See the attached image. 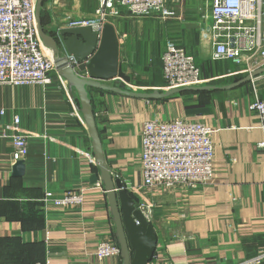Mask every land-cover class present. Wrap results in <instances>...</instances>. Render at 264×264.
I'll use <instances>...</instances> for the list:
<instances>
[{
  "label": "crops",
  "instance_id": "0c3cea01",
  "mask_svg": "<svg viewBox=\"0 0 264 264\" xmlns=\"http://www.w3.org/2000/svg\"><path fill=\"white\" fill-rule=\"evenodd\" d=\"M210 4L171 2L176 15L167 18L133 17L123 9L110 21L130 77L125 85L165 90L161 56L169 39L193 58L207 80L200 85H227L249 74L246 62L214 56ZM97 6V0H44L45 31L65 28L68 18L94 17ZM262 23L264 43V18ZM50 77L45 85L0 84V264H120V257L98 260L94 255L101 240L116 241L114 223L102 182L90 181L98 168L76 95L70 97L56 72ZM88 95L109 171L137 205H153L155 254L162 259L147 264H237L264 249V148L258 146L264 131L249 108L256 98L264 99V71L230 89L157 100L94 87ZM150 120L212 127L213 179L194 189H143L142 128ZM15 133L27 137L20 170L11 159ZM79 188V207L42 209L45 190L61 197Z\"/></svg>",
  "mask_w": 264,
  "mask_h": 264
},
{
  "label": "built area",
  "instance_id": "2783aa9c",
  "mask_svg": "<svg viewBox=\"0 0 264 264\" xmlns=\"http://www.w3.org/2000/svg\"><path fill=\"white\" fill-rule=\"evenodd\" d=\"M175 1L178 0H97L94 17L68 18L63 27H90L99 32L105 22L120 17L123 9L138 18L152 15L174 17L176 13L170 5ZM210 3L208 31L215 47L214 56L235 63L246 62L250 66L249 72L264 64L261 34L264 0H210ZM35 8L36 0H0V84L45 85L51 81V72H56L52 52L44 46L38 34ZM243 45L242 50L240 46ZM255 57L261 58V62L255 61ZM68 60L75 63L72 56L68 55ZM161 62L165 89L200 85L207 81L201 79L193 58L172 39L167 40ZM57 77L65 87V81L58 74ZM249 108L256 112L259 127L264 131V99L256 98ZM13 124L18 129L17 116L13 117ZM213 132L212 127L200 121H146L142 128L141 187L171 189L181 185L194 189L210 182L214 177ZM258 146L264 148V138ZM27 152V137L22 133L13 134L12 161L25 159ZM82 200L80 188L68 190L61 197L45 190L41 207L43 210L79 207ZM137 207L151 222L153 205L142 202ZM119 254V245L110 238L101 240L94 251L98 260L119 258ZM152 258L160 260L162 256L154 252ZM263 263L264 249H261L237 264Z\"/></svg>",
  "mask_w": 264,
  "mask_h": 264
},
{
  "label": "water",
  "instance_id": "95a60500",
  "mask_svg": "<svg viewBox=\"0 0 264 264\" xmlns=\"http://www.w3.org/2000/svg\"><path fill=\"white\" fill-rule=\"evenodd\" d=\"M41 5L42 0H36L35 17L38 34L44 46L51 50L55 70L65 81L70 97L76 95L78 100L77 110L86 126L98 168V173L93 174L90 181L99 179L106 192L114 223V236L120 249V264H147L156 249V231L138 209L135 200L124 188L123 182L114 177L108 169L90 105L88 88L94 87L131 97L157 100L184 91L230 89L264 71V66L234 83L222 86L203 84L165 90H132L129 85H125L130 81V77L123 71L119 59L118 37L111 23L105 22L99 32L93 31L90 27L45 31L41 26ZM68 55L74 58L75 63L69 62ZM22 161H16L14 167L20 170Z\"/></svg>",
  "mask_w": 264,
  "mask_h": 264
},
{
  "label": "trees",
  "instance_id": "16d2710c",
  "mask_svg": "<svg viewBox=\"0 0 264 264\" xmlns=\"http://www.w3.org/2000/svg\"><path fill=\"white\" fill-rule=\"evenodd\" d=\"M43 5H44V0H42V5H41V9H40V19H41V26L45 30V26H44L45 25V13H44ZM210 91H212V90H210ZM203 92H206V91H184V92H181L179 94L180 95H187V94H195V93L197 94V93H203Z\"/></svg>",
  "mask_w": 264,
  "mask_h": 264
}]
</instances>
